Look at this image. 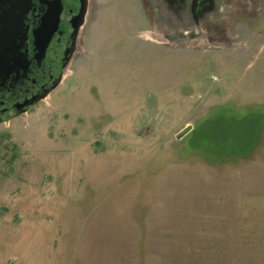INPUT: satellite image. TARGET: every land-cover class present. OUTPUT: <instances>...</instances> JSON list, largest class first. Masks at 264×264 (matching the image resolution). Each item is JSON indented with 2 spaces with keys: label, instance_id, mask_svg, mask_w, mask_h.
I'll return each mask as SVG.
<instances>
[{
  "label": "rangeland",
  "instance_id": "obj_1",
  "mask_svg": "<svg viewBox=\"0 0 264 264\" xmlns=\"http://www.w3.org/2000/svg\"><path fill=\"white\" fill-rule=\"evenodd\" d=\"M91 2L59 84L0 124V264H239L224 226L264 203V0L198 26Z\"/></svg>",
  "mask_w": 264,
  "mask_h": 264
},
{
  "label": "flooded vegetation",
  "instance_id": "obj_2",
  "mask_svg": "<svg viewBox=\"0 0 264 264\" xmlns=\"http://www.w3.org/2000/svg\"><path fill=\"white\" fill-rule=\"evenodd\" d=\"M146 1H155L163 15L173 14L183 26L200 25L218 4L217 0ZM91 5V0H0V124L32 109L59 84L79 46Z\"/></svg>",
  "mask_w": 264,
  "mask_h": 264
},
{
  "label": "crops",
  "instance_id": "obj_3",
  "mask_svg": "<svg viewBox=\"0 0 264 264\" xmlns=\"http://www.w3.org/2000/svg\"><path fill=\"white\" fill-rule=\"evenodd\" d=\"M259 190V195L261 193V188ZM261 191V192H260ZM255 219L243 218L242 220L236 221L235 224L231 221H227L224 226L226 237L241 236L240 242L245 243L241 250H236L234 252H229L228 257L232 259L241 260L239 264H264V203L257 204L253 206ZM227 210H230L227 208ZM243 217H249L247 211L243 213ZM212 230L214 226H210ZM218 232L221 231L219 228ZM217 240L210 239V242H216Z\"/></svg>",
  "mask_w": 264,
  "mask_h": 264
},
{
  "label": "water",
  "instance_id": "obj_4",
  "mask_svg": "<svg viewBox=\"0 0 264 264\" xmlns=\"http://www.w3.org/2000/svg\"><path fill=\"white\" fill-rule=\"evenodd\" d=\"M82 23V21L79 23V24H81ZM44 42V41H43ZM45 43L46 42H44L43 43V46L45 45ZM43 48V47H42ZM48 95V92H45L38 100H40V99H44L46 96ZM38 100H36L35 102H33L29 107H27L26 109H25V111L27 110V109H29L30 107H32V106H34L35 104H36V102L38 101ZM191 128V126H186L185 128H183L180 132H178L177 134H176V138H179V137H181L184 133H186L189 129Z\"/></svg>",
  "mask_w": 264,
  "mask_h": 264
},
{
  "label": "trees",
  "instance_id": "obj_5",
  "mask_svg": "<svg viewBox=\"0 0 264 264\" xmlns=\"http://www.w3.org/2000/svg\"><path fill=\"white\" fill-rule=\"evenodd\" d=\"M251 138H252V137H251ZM245 143H249V141L246 140L245 142H243V143H241V144L244 145Z\"/></svg>",
  "mask_w": 264,
  "mask_h": 264
}]
</instances>
